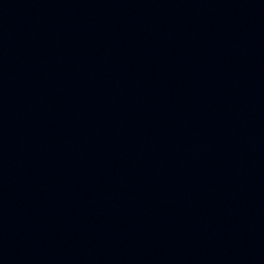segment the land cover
I'll return each instance as SVG.
<instances>
[{"label": "water", "instance_id": "1", "mask_svg": "<svg viewBox=\"0 0 264 264\" xmlns=\"http://www.w3.org/2000/svg\"><path fill=\"white\" fill-rule=\"evenodd\" d=\"M0 264H264V0H0Z\"/></svg>", "mask_w": 264, "mask_h": 264}]
</instances>
